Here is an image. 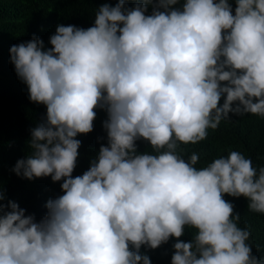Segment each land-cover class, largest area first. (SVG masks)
Here are the masks:
<instances>
[{
	"label": "clouds",
	"instance_id": "obj_1",
	"mask_svg": "<svg viewBox=\"0 0 264 264\" xmlns=\"http://www.w3.org/2000/svg\"><path fill=\"white\" fill-rule=\"evenodd\" d=\"M128 3H103L88 28L58 25L52 47L35 35L10 47L29 99L46 106L32 154L12 170L62 181L63 194L38 220L0 182V264H152L142 246L171 238V264H264L224 198L246 197L264 213V167L239 151L203 168L197 153L180 154L222 120L264 118V0ZM97 109L107 143L73 176L77 137L94 130ZM186 228L196 230L188 242Z\"/></svg>",
	"mask_w": 264,
	"mask_h": 264
},
{
	"label": "trees",
	"instance_id": "obj_2",
	"mask_svg": "<svg viewBox=\"0 0 264 264\" xmlns=\"http://www.w3.org/2000/svg\"><path fill=\"white\" fill-rule=\"evenodd\" d=\"M105 2L114 6L117 0H0V182L7 199L18 202L27 209V214H35L38 220L47 211L46 201L63 194L62 181L53 182L51 177L28 180L12 170L19 159L32 154L28 145L31 129L46 116V106L29 99L27 85L18 77L9 50L12 45L31 40L34 35L44 40L46 48L52 47L49 38L58 25L93 26L97 10ZM230 2L234 9L235 0ZM128 6H134L131 0ZM150 13L151 5L147 14ZM96 111L94 130L77 137L82 145L73 176L88 170L101 144L107 143L103 128L106 113L101 109ZM137 144L141 153L152 151L146 141H137ZM180 149L185 160L193 152L199 155L197 168H203L221 156L227 157L231 151H239L251 159L254 167H264V118L247 113L222 120L217 129H208L207 139L196 144H181ZM224 198L232 202L235 212L240 214L238 227L250 229L251 237L247 243L253 254L264 260V213L251 211L246 197L225 194ZM195 231L186 228L180 239L192 240ZM175 242L176 238H171L156 249L142 246L141 252L149 255L152 264H171Z\"/></svg>",
	"mask_w": 264,
	"mask_h": 264
}]
</instances>
